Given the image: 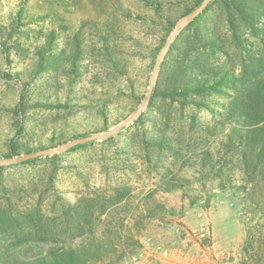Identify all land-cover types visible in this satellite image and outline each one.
Here are the masks:
<instances>
[{
    "label": "rangeland",
    "instance_id": "rangeland-1",
    "mask_svg": "<svg viewBox=\"0 0 264 264\" xmlns=\"http://www.w3.org/2000/svg\"><path fill=\"white\" fill-rule=\"evenodd\" d=\"M19 1L0 0V23H8ZM192 2L162 0L177 17ZM257 2L264 10V0ZM26 10L37 15L48 13L51 17L29 25L36 31L35 39L26 42L22 38L18 46L16 41H10L12 63L0 49L1 150H6L10 139L16 136L19 115L15 108L25 87L24 81L7 80L3 74H20L28 80L37 70L31 43L42 41L44 33L51 29L60 32L59 46H66L68 52L74 33L83 30L86 52L79 61L78 75L70 67L39 74L36 86H32L33 95L45 103L70 105L30 109L28 116L34 120L20 134L22 143L36 146L30 134L37 132L49 144L51 128L60 125L69 134L104 127L97 114V106L104 101L109 130L137 110L153 73L151 54L166 36L160 23L164 19L150 4L145 0H29ZM209 28L223 39L227 50L216 61L241 72L246 58L234 45L221 8L214 9ZM261 28L264 30V25ZM103 33L112 38L111 51L122 56L120 70L104 60ZM247 38L251 52L263 56L264 40L249 33ZM220 112L224 111L217 106L182 107L158 98L152 108L148 104L142 113L144 122L136 123L137 119L112 141H92L88 147L59 152L56 159L47 154L33 163L8 165L0 172V204L5 207L10 200L12 214L39 209L48 216L60 215L66 202L74 203L98 189L111 192L119 187L130 192L128 207L135 212L132 216L122 212L128 248L117 264H127L133 256L140 258V264H243L246 219L239 195L217 189L219 165L214 169L203 167V153L211 148L218 157L219 141L227 138L233 126ZM160 136L166 138L167 147L152 144L151 138ZM235 172L237 177L242 176L239 170ZM12 229L10 222L8 231L0 233V259L12 255L39 256L50 245L37 236H23L25 232L21 235L18 228L21 237L15 238L17 234L8 233ZM188 233L192 234L191 241L181 243ZM167 249L170 253L164 256L162 251Z\"/></svg>",
    "mask_w": 264,
    "mask_h": 264
},
{
    "label": "trees",
    "instance_id": "trees-1",
    "mask_svg": "<svg viewBox=\"0 0 264 264\" xmlns=\"http://www.w3.org/2000/svg\"><path fill=\"white\" fill-rule=\"evenodd\" d=\"M28 1L20 0L8 23H0V49L9 63H12L10 41H16L15 45L18 46L21 45L22 38H25L26 42L35 39L36 31L29 25L51 17L48 13L37 15L27 12ZM145 1L164 19L160 23L166 30L165 38L151 54V61L155 65L177 22L199 7L204 0H194L178 17L162 4V0ZM217 7L222 10L234 45L246 58V65L239 73L216 61L227 54L223 39L213 34L209 28L211 15ZM263 14L264 10L257 0H212L206 9L181 31L172 44L161 64L149 103V108H152L156 99L161 98L177 102L182 107L217 106L224 111L220 112V115L233 123L227 138L219 141L220 155L215 158L211 148L203 153L206 159L203 167L214 169L219 165L217 189L233 191L239 195L246 219L243 264H264V55L252 53L251 42L247 38L249 33L264 40V30L261 28V25H264ZM62 28L65 29L64 26ZM60 37V32L51 29L44 33L42 41L31 43L37 58V70L28 80H23L20 74H3L7 80L24 81L25 87L15 108L19 115L16 136L10 139L6 150L0 149V160L54 149L74 140L109 131L107 106L104 101L97 106V114L105 124L102 128L95 126L93 130L69 134L60 125L59 128H51V134L47 136L49 144H45L37 132L30 134L33 135L36 146H29L20 141V134L26 132L27 125L34 120L28 116L30 109L45 106L55 109L70 105L68 102L45 103L33 95L32 89L43 71H66V68L70 67L74 74L78 75L80 72L79 61L86 52L83 30L74 33L73 42L69 47L71 52H68L66 46H59ZM101 37L106 51L104 60L120 70L122 56L111 51L109 43L112 38L107 33H103ZM216 96L222 98L218 99ZM74 106L78 107L77 104ZM139 122H144V114L136 121ZM114 138L115 136L106 141H112ZM151 142L160 148L168 146L163 136L151 138ZM92 144H80L70 150ZM57 157L58 155H53L54 159ZM39 159H30L21 164L33 163ZM6 168L7 166L0 167V172ZM236 170L240 171L241 177L235 175ZM129 196L130 192L119 187L113 188L111 192L98 189L93 194L78 198L74 203H64L62 213L52 216L43 214L39 209L12 214L10 200L5 207L0 204V233L7 232V224L11 222L13 229L8 233L17 234L15 238H20L25 232L23 236H37L42 242L50 243L45 253L39 256H3L0 264H117L128 248L123 233L125 216L122 212L131 216L135 212L133 208L128 207ZM57 220L60 224L56 223ZM101 224L104 225L102 229Z\"/></svg>",
    "mask_w": 264,
    "mask_h": 264
},
{
    "label": "water",
    "instance_id": "water-1",
    "mask_svg": "<svg viewBox=\"0 0 264 264\" xmlns=\"http://www.w3.org/2000/svg\"><path fill=\"white\" fill-rule=\"evenodd\" d=\"M211 1L212 0H204L203 3L199 7H197L190 14L181 18L177 22V25H176L174 31L169 36L166 44L164 45L161 53L159 54V56L157 58L155 65H154L153 73H152L151 78H150L149 88L147 90V93L145 95L144 100L141 103V105L137 108V110L129 118H127L126 120H124L123 122L118 124L117 126L111 128L108 132H106L104 134H96V135H93L90 137L74 140V141L68 142L66 144H62L61 146L54 148V149L44 150V151L30 153V154H25V155L15 157L12 159H2V160H0V167L13 165V164H17L20 162H25V161H28L30 159L39 158V157H42L43 155H47V154L55 155L59 152L68 150V149L75 147L77 145H80V144H84V143H88V142H92V141H96V140H107V139L115 136L123 128L134 123L141 116V114L144 112V110L146 109V107L149 104V101H150L152 93H153L154 85L156 83V80H157V77L159 74L161 64H162L165 56L169 52L172 44L175 42L177 36L190 22H192L197 16H199L206 9V7L209 5V3Z\"/></svg>",
    "mask_w": 264,
    "mask_h": 264
},
{
    "label": "built area",
    "instance_id": "built-area-1",
    "mask_svg": "<svg viewBox=\"0 0 264 264\" xmlns=\"http://www.w3.org/2000/svg\"><path fill=\"white\" fill-rule=\"evenodd\" d=\"M191 237H192V234L188 233L186 236H184L181 239V243H187V242L191 241V239H190ZM175 243H177V242H175ZM169 253L170 252L168 249L162 251V254L164 256H168ZM126 263L127 264H140V258L138 256L130 257Z\"/></svg>",
    "mask_w": 264,
    "mask_h": 264
}]
</instances>
